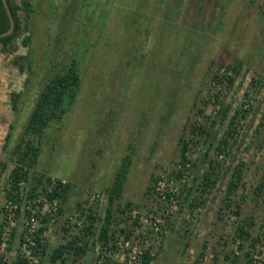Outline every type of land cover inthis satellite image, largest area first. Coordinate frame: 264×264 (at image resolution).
<instances>
[{
  "label": "rangeland",
  "instance_id": "374dc122",
  "mask_svg": "<svg viewBox=\"0 0 264 264\" xmlns=\"http://www.w3.org/2000/svg\"><path fill=\"white\" fill-rule=\"evenodd\" d=\"M15 1L22 5L26 0ZM31 1L35 10L28 31L34 50L31 72L22 74L16 64L28 51L22 40L16 43L17 52L0 51V163L7 164L0 182V245L3 227L8 228L7 249L0 246V257L6 259L0 264L21 257L31 220L36 223L34 237L39 235L49 249L67 243L71 234L64 232L65 219L77 223L79 203L84 208L103 205L104 188L132 142L136 147L123 204L131 202L133 209L117 214L109 249L94 245L85 259L67 264H139L138 251L146 249L152 251V264H245L247 254L251 264H264V187L259 190L264 185V0H193L183 19L184 29L172 42L174 48L170 36L156 35L163 18L153 24L157 41L147 39L145 20L126 27L127 21L116 14L118 18L112 20L98 15L85 35L82 21L67 20L74 10L85 13L75 0ZM133 4L134 0L117 5L130 12ZM173 14L175 23L178 16ZM68 53L80 66L81 93L65 120L46 135L38 166L39 173L48 172L53 185L58 180L73 184L64 204L66 216L60 220L58 201L52 206L42 196L34 201L23 197L21 203L5 206L4 188L13 167L9 157L38 94ZM124 61L129 62L127 67ZM230 67L239 74L229 72ZM216 75L234 77L235 85L230 89L222 79L215 82ZM15 93L23 94L17 112L12 102ZM214 95H220L224 107L241 109L246 117L238 126V140L231 142L230 158L212 155L223 167L218 170L222 179L203 194L197 185L210 166L205 153L225 131L222 104L216 105ZM113 110H117L114 127L107 128L111 136L106 140L100 135L104 138L100 143L95 131ZM196 124L206 127L212 137L191 147L188 170L177 180L173 172L182 169L180 140L192 139ZM10 132L13 137L7 142ZM101 145L104 150L97 154ZM239 165L245 172L244 186L228 208L226 188ZM154 178L159 179L156 184ZM151 186L155 191L147 195ZM243 226L252 233L246 241L236 234ZM253 239H259L255 248ZM35 247L37 264H42Z\"/></svg>",
  "mask_w": 264,
  "mask_h": 264
},
{
  "label": "trees",
  "instance_id": "16d2710c",
  "mask_svg": "<svg viewBox=\"0 0 264 264\" xmlns=\"http://www.w3.org/2000/svg\"><path fill=\"white\" fill-rule=\"evenodd\" d=\"M75 1L78 2V5H82V7H84L85 13L79 14L76 13V10H74L73 13L70 12L73 14L72 17H69L67 20L82 21V34L86 32L87 33L85 35L88 34L87 25L92 24L98 15H103L105 17L108 16L109 20H112L114 17L118 18L116 16L118 15V19L127 21L125 25L126 27L132 26L134 23L136 24L138 19L143 21L145 20V23L148 26L145 29H149L147 39L154 38V40L157 41V37L162 38V35L167 34L168 37H171L170 46L173 48L174 45L172 42L179 38L181 30L184 29L183 19L187 13V9L190 7L191 3L194 2L193 0H134V4L129 10L130 12H128L117 4H128L131 0H91L90 2L82 0ZM8 2L15 19V31L12 35L0 39V51L3 53L13 54L18 50L16 43L19 39L22 40L24 47L28 48V51L18 57L16 64L20 67L22 74L27 72L30 73L33 68L32 55L34 50L31 46L33 37L28 31L29 25L32 22V16L35 14L34 3L31 0L24 1L22 5H19L15 0H8ZM199 8L202 11L204 10V7L202 6H199ZM22 12L25 13L24 17L22 16ZM173 12H176L178 16L175 18V23L172 21L174 20ZM159 18H163L165 21L159 23ZM154 23H159L160 27H162L159 35L153 33ZM10 26L11 24L7 10L3 0H0V34L7 32L10 29ZM143 32L146 33L147 30L143 29ZM151 32L152 34H150ZM128 34L130 35L129 32H127V35ZM133 34H136V30L133 31L132 35ZM59 63L60 64L55 67L52 76L39 92L28 121L18 138L17 144L14 147L11 156L9 157L11 158L10 162L13 167L8 175V181L4 188V196L5 206L9 202L17 205L23 197V200L25 201H34L38 197L42 196L48 200L52 206L55 201H58L60 205L57 217L62 220L66 216L64 204L69 198V194L73 189V184L63 183V181L58 180L57 183L53 185L52 178L47 174L48 172H38L43 143L44 140L47 139L46 135L49 134L53 125L58 126L65 120L67 114L78 102L81 93L82 76L80 73L79 63L74 57V54H72L70 58V53H68L67 59L63 62L60 61ZM128 63L129 62L124 61L123 67H127ZM228 71L236 75L239 74V70L236 68L230 67L228 68ZM220 79L223 80L222 84L226 82L230 89L236 82V79L232 76H222L220 78L216 75L213 77L215 82H218ZM214 98L216 99V105L222 104L223 109H221V124L222 127L224 126L225 131L219 138H214L216 142L215 144L217 145L214 146L215 144H212V150L210 147L205 153L206 159L209 160L211 158L210 166L203 175L199 185H197V191L203 192V194L221 181L222 175L219 174L218 170H223V167L220 162L215 163V160L223 155L226 160L230 158L231 142L233 143L236 140V137L239 136L238 126L240 125L242 119L246 117L244 111L241 109L233 110L229 105L224 107V102L220 100V95H214ZM21 101H23V94L15 93L12 97V102L13 108L16 112L19 109ZM114 107L116 108V106ZM115 111L117 110H113V112L111 111L109 116L106 117V120H103V124L101 125L99 123L100 129H96L95 131L98 133L96 138L100 143H104V138L107 140L111 136L112 130L108 132L107 128L110 124H112L111 129L114 127V121L116 118ZM225 123L227 124L225 125ZM213 124H216L215 121H213ZM13 130L14 127H11L12 132ZM12 132L9 133L7 142L11 141V138L13 137ZM100 135L104 136L103 140L100 139ZM191 136L193 137L192 139L182 138L180 140L181 161L179 165H181L182 169L178 172H173L177 180H182L184 172L188 170L187 166L190 161L187 157V153L191 150V147L198 146L200 140L205 139L206 136L212 137V134L206 127L196 124L191 129ZM196 139L199 142H196ZM103 145H101V150L97 154L103 152ZM135 147L136 145L134 142L128 146L126 155L122 158V161L118 165L110 184L104 188V193L102 195L104 198L103 205L101 203L99 209H96L93 207L84 208L83 205L79 203V216L77 218V223L72 222L70 219H65L64 232L67 236L71 234L70 240L67 243L59 245L54 249H49V243H45L39 235L35 238L38 243V247H35V254L40 256L42 264H67L70 260L73 263L77 262V260L85 259L91 251L94 252V245H101L103 251L104 248H110V242L116 235V232L113 230L117 214H128L134 207L131 202L123 204V197L125 195L133 166ZM213 154H215L216 159L215 157L212 158ZM6 170L7 164L0 163V182L2 180L1 178L3 173L6 172ZM244 175L245 172L242 165L237 166L231 173L224 196L226 207L232 208L234 203L233 198L237 195V191L244 186ZM158 180V178H154L153 183L156 184ZM263 187L264 185L262 184L259 190L262 191ZM154 191V186L149 187L147 195L154 193ZM236 209L237 214L239 215L241 206L237 205ZM50 217L51 216L49 215V218ZM43 220H47V217H44ZM139 220L140 217L138 216L134 224L139 225ZM1 226H3L2 223H0V227ZM247 228L248 226L239 227L236 231L238 238L243 241L252 237V233H249ZM127 238L129 239L130 237ZM258 242L259 239H253L251 241L252 248L257 247ZM246 256L249 260H247L245 264H251L252 260L250 259V255L247 254ZM98 257L99 256H97V259ZM237 258L239 257H235L236 260H234V262H238ZM152 262L153 256L151 254V249H147L143 253L142 264H152ZM25 263V260L19 257L12 264ZM103 264L125 263H111L108 261Z\"/></svg>",
  "mask_w": 264,
  "mask_h": 264
},
{
  "label": "built area",
  "instance_id": "2783aa9c",
  "mask_svg": "<svg viewBox=\"0 0 264 264\" xmlns=\"http://www.w3.org/2000/svg\"><path fill=\"white\" fill-rule=\"evenodd\" d=\"M46 201H48V200H46ZM56 203H57V201H55V204ZM35 227H36V223L34 222V220L29 221L26 225V235H25V239H24L21 251H20L21 258L23 260H25V262H26L25 264H37L35 255L33 253V248L36 246V241H35V237H34L35 231H36ZM7 230H8V228L6 226H4L3 231H2V235H1L2 244L0 246L3 248L4 251L7 249V236H8ZM145 251H143V252L138 251L140 256L138 258L137 263L142 264V256H143V253ZM134 254H137L136 250L134 251ZM151 254H152V251H151ZM5 259H6V257H4V256L0 257V261H3ZM124 263H125V261H124ZM125 264H127V263H125Z\"/></svg>",
  "mask_w": 264,
  "mask_h": 264
},
{
  "label": "water",
  "instance_id": "95a60500",
  "mask_svg": "<svg viewBox=\"0 0 264 264\" xmlns=\"http://www.w3.org/2000/svg\"><path fill=\"white\" fill-rule=\"evenodd\" d=\"M3 3H4L5 8L7 10L11 26H10V29L7 32L0 34V39L1 38H6V37L12 35L14 33V31H15V19L13 17L12 12H11L9 2H8V0H3Z\"/></svg>",
  "mask_w": 264,
  "mask_h": 264
}]
</instances>
